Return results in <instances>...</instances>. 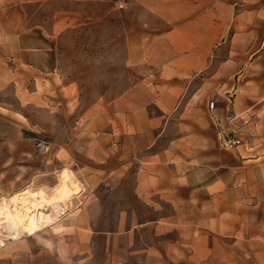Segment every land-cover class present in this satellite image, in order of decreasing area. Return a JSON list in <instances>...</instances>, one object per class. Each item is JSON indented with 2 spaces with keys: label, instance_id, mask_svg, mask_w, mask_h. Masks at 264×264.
I'll list each match as a JSON object with an SVG mask.
<instances>
[{
  "label": "crops",
  "instance_id": "0c3cea01",
  "mask_svg": "<svg viewBox=\"0 0 264 264\" xmlns=\"http://www.w3.org/2000/svg\"><path fill=\"white\" fill-rule=\"evenodd\" d=\"M129 1L146 20L129 40L128 63L159 78L131 89L152 98L151 107L135 106L130 117L136 131L129 135L142 134L149 145L140 165L134 171L128 166L134 178L129 206L117 205L113 229H93L94 217L101 220L104 212L100 198L78 206L86 259L96 247L105 264H264V0ZM152 19L165 30L150 31ZM53 42L35 28L0 25V95L13 94L18 107L0 99V187L16 186L15 177L25 180L37 171L41 152L25 135L22 112L36 100L38 85L54 83ZM220 127L236 131L243 143L220 149ZM116 135L99 136L90 155L96 164L83 165L91 189L107 185L105 142ZM118 165L112 174L125 175L127 166ZM64 171L56 189L44 192L65 190L70 202L82 189Z\"/></svg>",
  "mask_w": 264,
  "mask_h": 264
},
{
  "label": "rangeland",
  "instance_id": "374dc122",
  "mask_svg": "<svg viewBox=\"0 0 264 264\" xmlns=\"http://www.w3.org/2000/svg\"><path fill=\"white\" fill-rule=\"evenodd\" d=\"M129 4V0H0V25H18L20 30L35 28L52 35L58 62L52 76L54 83L38 85L36 100L22 112L25 135L34 140L38 154L41 152L35 164L37 171L25 180L15 177L16 186L10 182L5 188L4 182L0 199L24 189L49 193L56 189L53 187L63 170L72 172L82 189L57 211L48 208L44 226L35 235L0 247V264H105L96 247L92 259H86L88 238L82 235L84 218L78 206L101 199L104 212L101 220L94 217L95 230L113 229L117 205L129 206L126 200L131 197L134 178L128 166L132 163L134 171L146 157L149 145L142 134L129 135L133 129L136 131L130 117L135 106L153 104L147 93L131 94V89L151 86L159 80L145 66L128 63L129 40L143 31L146 20L143 11L129 9ZM57 20L67 22L54 27ZM148 22L154 33L165 30L159 20ZM0 99L17 107L11 93L1 94ZM176 128L171 126L170 133L175 134ZM114 131L116 137L105 142L107 185L91 189L81 173L83 165L87 169L89 163L96 164L90 155L98 150L99 136L106 134L109 138ZM119 163L127 166L125 175L112 174ZM3 243L4 239L0 245Z\"/></svg>",
  "mask_w": 264,
  "mask_h": 264
},
{
  "label": "bare ground",
  "instance_id": "6f19581e",
  "mask_svg": "<svg viewBox=\"0 0 264 264\" xmlns=\"http://www.w3.org/2000/svg\"><path fill=\"white\" fill-rule=\"evenodd\" d=\"M75 192V191H74ZM67 201V193L57 191L51 195L37 192L32 196L19 192L9 200H0V243L17 240L23 234H33L43 227L50 210L57 211ZM40 216L43 219L40 218ZM49 216V214H48Z\"/></svg>",
  "mask_w": 264,
  "mask_h": 264
},
{
  "label": "built area",
  "instance_id": "2783aa9c",
  "mask_svg": "<svg viewBox=\"0 0 264 264\" xmlns=\"http://www.w3.org/2000/svg\"><path fill=\"white\" fill-rule=\"evenodd\" d=\"M119 8L122 9L123 5L119 4ZM215 101L210 100L207 103V110L210 114H213L215 111ZM243 143L241 136L234 130L230 132H225L223 127H220L219 137H218V146L222 150H227L232 147L240 146Z\"/></svg>",
  "mask_w": 264,
  "mask_h": 264
}]
</instances>
